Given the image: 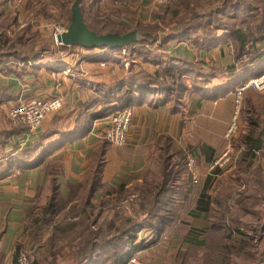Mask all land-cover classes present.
<instances>
[{
    "label": "rangeland",
    "instance_id": "374dc122",
    "mask_svg": "<svg viewBox=\"0 0 264 264\" xmlns=\"http://www.w3.org/2000/svg\"><path fill=\"white\" fill-rule=\"evenodd\" d=\"M73 2L48 0L43 9L53 25L41 29H24L23 36L30 38L25 41L28 44L24 50L20 45L15 47L28 55L38 53L49 58L69 59L75 67L78 58L87 53L86 50L81 46L62 48L54 38L55 27L65 29L68 25ZM79 5L84 21L95 32L122 33L134 30L139 33L140 41L122 49L91 50L103 51V56H110L108 60L107 57L103 58L108 63H114L103 66V70L111 78L127 80L136 85H169L174 87L175 94L185 93L181 97L185 102L184 107L190 104V111H198L200 106L207 108L209 131L218 138H210L208 142L215 143L219 153L229 142L234 155L233 163L238 161L239 155L236 157L234 154L235 146L241 143L244 133L251 128L249 125L264 121V88L239 90L242 83L264 73V57H259L264 52V0H175L163 6L155 5L154 0H80ZM46 7H50V10ZM16 35L12 31L8 36L13 40ZM170 36L173 37L167 38ZM229 65L234 66L233 73L226 69ZM116 66L119 69L117 71ZM161 66H168L173 71L167 74ZM62 69L63 73L68 70L64 66ZM258 69L262 70L259 72ZM242 73L246 78L236 84V78ZM56 76L53 74V79L56 80ZM231 81H234L233 84H230ZM183 84L187 87L185 92ZM195 87L204 89L200 98ZM225 96L228 98L221 104L225 105V112L220 110L214 119L210 118L214 108L212 103ZM197 98L200 99L198 107L194 103ZM62 108L63 105L59 110ZM234 113L236 128L230 137H225ZM100 139L104 140L103 135ZM98 148L91 156L89 169L92 168ZM188 150L186 148L183 151ZM40 151L35 153L38 155ZM88 173H85L81 182L85 181ZM146 176V186L160 184L162 174L159 166L151 168ZM171 178L188 181V173L184 168L181 170L178 164L177 172ZM57 182L52 173L47 178L46 187L34 189L31 204L15 236L14 253L19 248L17 256H24L27 264H108L114 250L119 252L125 249L126 236L122 230L125 219L132 218L140 222L143 218L138 210L137 198L136 201L128 199L134 194L126 195L118 187L100 188L90 197L87 188H79L75 184L70 188L74 196L61 194L60 188L57 196L54 189ZM106 191L110 193L104 195ZM179 198L181 201V196ZM53 199L54 210L44 212L46 204ZM179 204H176L177 208ZM5 223L2 219L0 242ZM185 227L182 220L177 219L167 234L163 231L155 244L133 253L129 259L136 258L145 264L176 262L182 256V251L179 250L176 255L173 250L169 255L166 246L183 245L181 235ZM171 234H175L172 240ZM136 235V243L153 238L152 230L147 228L141 229ZM129 259L126 264H129ZM14 261L12 257L9 262L6 254L0 250V264H14Z\"/></svg>",
    "mask_w": 264,
    "mask_h": 264
},
{
    "label": "crops",
    "instance_id": "0c3cea01",
    "mask_svg": "<svg viewBox=\"0 0 264 264\" xmlns=\"http://www.w3.org/2000/svg\"><path fill=\"white\" fill-rule=\"evenodd\" d=\"M47 1L0 0V30L11 28L15 34L26 27L41 29L52 26V20L43 12ZM29 39H17L15 45H20L24 50L28 44L25 41ZM85 52L78 58L75 67L69 59L49 58L44 54L33 59L23 55L20 58L10 55L0 58V223L2 219L6 222L2 229L0 250L6 254L9 262L12 257L14 259L15 236L31 204L34 189L46 187L47 178L53 173L59 181L60 193L69 194V187L81 183L85 173L89 172L91 156L102 143L100 136L103 135L105 120L99 118L94 121L89 133L63 143L53 151L51 158L34 165L23 164L25 156L22 160L19 158L21 150L37 140L45 129L72 130L77 123L80 105L93 96L99 86L110 85L115 80L103 70V66L114 63L105 61L103 57L108 55L103 56V51ZM63 66L68 69L64 73ZM53 74L57 75L56 80ZM31 97H61L65 102L61 110L44 118L36 132L27 128L17 129L16 123L8 116L12 107ZM226 98L228 96L212 103L214 108L210 118L214 119L220 110L225 112L226 107L221 104ZM101 106L102 103H99L89 111ZM131 109V126L126 143L121 146L109 144L104 151V187L144 182L148 171L158 166L161 174V146L165 139L169 141L167 154L172 160L189 148L188 154L196 160L199 183L187 185V194L179 201L177 208V219L186 226L181 235L184 244L177 247L167 245V252L170 255L175 250L174 254L177 255L179 250L187 252L193 248L189 244L194 238L191 231L222 236L225 228L215 225L217 217V221L232 220L237 226L239 231H232L236 244L227 250L223 245L207 242L199 249L200 260L197 262L191 258L187 264H264V149L252 150V153L245 155L246 149L240 143L234 148L236 157L239 155L238 161L226 171L217 169L216 175H209L206 172L207 164L219 151H216L215 143L208 142L214 133L208 128L206 107L200 106L198 111H190L192 107L189 104L182 111L175 112L168 103L153 106L143 102ZM217 139L214 137V140ZM241 155L248 157L243 160ZM36 156L37 153L33 155ZM3 171L6 172L1 174ZM174 235H170L171 240ZM244 235L253 239L242 246L240 240ZM159 245L165 247L162 242ZM171 264H178V261Z\"/></svg>",
    "mask_w": 264,
    "mask_h": 264
},
{
    "label": "trees",
    "instance_id": "16d2710c",
    "mask_svg": "<svg viewBox=\"0 0 264 264\" xmlns=\"http://www.w3.org/2000/svg\"><path fill=\"white\" fill-rule=\"evenodd\" d=\"M174 2V1H173ZM170 3H167V5ZM250 10H253L252 8ZM45 13V11H43ZM46 14V13H45ZM84 18V17H83ZM87 26L92 28L87 22ZM29 27H26L24 29H28ZM21 29V32H16L17 34L15 39H10V36L6 34H1V43H0V58L4 57L5 55L7 58L10 56H15L16 58H20L23 56H26L27 59H33L35 57L40 56L38 53H34L32 55H28V53H25L24 51H20L15 47L17 39L19 41H23L24 39H27V37L23 36V30ZM94 29V28H92ZM96 30V29H95ZM98 31V30H96ZM99 33V31L97 32ZM123 33V32H122ZM173 37V36H172ZM167 37V38H172ZM140 41V40H138ZM136 41V42H138ZM136 42L131 43L135 44ZM244 42L241 43V46H243ZM62 48H65L67 46L61 45ZM115 50V49H114ZM10 52V53H9ZM24 53V54H23ZM26 54V55H25ZM23 55V56H22ZM259 57H264V52H261ZM157 63V62H156ZM162 70L167 71V74H170L173 69L169 68L168 66H161ZM261 68V67H260ZM264 68V67H263ZM229 73L234 72V66L229 65L226 68ZM262 69H258L260 72ZM245 74H240L239 77L236 79V84L238 82H241L244 80ZM234 81H231L230 84H233ZM229 84V85H230ZM183 90L185 92L186 86L185 84L182 85ZM174 87H171L169 85H136L135 83L128 82L127 80H114L112 84L110 85H101L99 88L95 91L94 95L91 96L89 99H87L84 103L80 105V112L77 115V123L75 127L72 130H66V131H60L56 129H45V131L38 136L37 140H35L32 143L27 144L23 150H21L20 153H24L23 155H19L20 159L22 160L25 156V159H23V164L26 165H34L38 164L41 161H43L49 154H51L54 150L59 148L63 145V143L68 141H73L74 139L81 138L85 136L87 133H89L93 127V123L96 119L104 118L105 116L111 114L112 112H115L117 110H121L124 108H132L133 106L137 104H141L143 102H147L150 105L157 106L161 104L168 103L169 107L172 111L179 112L182 111L185 105V102H183L184 94L181 95L180 93L175 94L174 93ZM203 88L195 87L196 94L199 95V98L202 96ZM215 96V95H214ZM178 98V99H176ZM200 99H196L195 106H199ZM99 103H102L101 107L95 108L94 111H89V108L98 106ZM250 122V120H248ZM15 127L17 129L21 128H27L26 125L21 123H16ZM248 132H245L241 143L244 145V148L246 149V154L248 155L249 152L252 153V150H259L264 149V121H261L260 123L255 121L252 125H249ZM258 128V130H255V128ZM161 148L163 152L162 155V176L160 184L154 187H148L144 184V182H136L129 186L125 185H119L118 190L124 192V194H134L130 195L128 199H134L136 201L137 198V205L139 206V212L143 216L142 220L137 221L136 219L128 218L125 219V225L122 230L125 231L124 236H126V245L125 249L117 252L113 251L112 256L108 261V264H126L129 257L150 245H153L157 242L159 236L163 231H166V229H169L171 225L177 220V205L183 197L187 194L188 188L187 185H191L190 179L188 176V181H185L181 179H172V175L176 174L177 172V165H181V170H184L187 172V155L189 151H183L181 153H178L175 160H172L171 156L167 154L168 147H169V141L165 139L163 141ZM111 144L108 139L104 138L102 141L100 147L98 148L92 168L89 170V173L85 179V181L76 184V187L79 188H87L88 189V195L91 197L95 195V192L99 190L100 188H104V183L102 181V167L104 162V151L106 147ZM41 149L38 156L33 157L35 152L37 150ZM32 154V155H31ZM169 156V157H168ZM33 157V158H32ZM241 157H244V155H241ZM248 156H245L243 160H246ZM32 158V159H31ZM183 161V162H182ZM21 162V161H20ZM182 163V164H181ZM11 164V163H10ZM6 171H3L1 174H4ZM179 175V173L177 174ZM173 182H172V180ZM177 180V181H175ZM184 180V181H183ZM58 183V182H57ZM59 184V183H58ZM58 184L54 187L55 193L57 196L59 195L58 191ZM74 187V186H72ZM71 188V187H69ZM112 191V190H111ZM179 191V192H178ZM109 191H106L104 195H106ZM178 192V193H177ZM110 193V192H109ZM74 196L72 191L70 190V193L68 194V197ZM179 196V197H177ZM54 199L51 202H48L46 206L44 207V212L52 211L54 210ZM217 217L215 219V225L216 226H222L225 228L224 233L222 236L220 235H203L198 231H191L193 232V239L190 240L189 244L193 246V248H189L187 252H182V256L177 260L178 264H187V262L193 258L197 262L200 260L199 258V249L201 246L210 243L215 245H223L225 249H231L234 244H236V240L234 237H232V231H239L237 229V226L234 225V222L232 220H223V221H217ZM150 229L153 232V238L146 240H139L136 243V234L141 229ZM253 234L257 237L258 233ZM253 237H250L248 235H244V237L240 240V245L244 246L251 242ZM19 248H17V252L14 254L17 256ZM195 251V253L191 252ZM191 253V254H189Z\"/></svg>",
    "mask_w": 264,
    "mask_h": 264
},
{
    "label": "built area",
    "instance_id": "2783aa9c",
    "mask_svg": "<svg viewBox=\"0 0 264 264\" xmlns=\"http://www.w3.org/2000/svg\"><path fill=\"white\" fill-rule=\"evenodd\" d=\"M175 0H154L155 5L163 6L167 3H171ZM64 30L61 27H55V34ZM10 35L12 30L10 28L0 30V43L1 34ZM252 87L254 89L264 88V73L258 76H254L240 85L239 90ZM239 93V91H238ZM63 101L61 97H31L26 101H22L9 110V117L13 123H21L27 126V129L31 132L41 125L44 118L62 107ZM105 120V127L103 130V137L108 139L112 145L121 146L126 143L127 135L131 126L132 109L130 107L124 108L112 112L111 114L101 118ZM236 113L232 116L231 123L225 133V137H230L234 133L236 128L235 124ZM233 151L230 143L228 142L223 150L217 154L206 167V172L209 175H216L217 169H224L225 171L232 166L233 163ZM187 173L190 179L191 185L199 183V173L196 167V160L193 155H187ZM14 264H27L26 258L22 255H18L15 258ZM129 264H145L136 260V258L129 259Z\"/></svg>",
    "mask_w": 264,
    "mask_h": 264
},
{
    "label": "water",
    "instance_id": "95a60500",
    "mask_svg": "<svg viewBox=\"0 0 264 264\" xmlns=\"http://www.w3.org/2000/svg\"><path fill=\"white\" fill-rule=\"evenodd\" d=\"M80 0H74L70 6V19L66 28L55 34V41L64 46H81L86 50L122 49L139 40L137 31L97 33L89 28L84 21L79 5Z\"/></svg>",
    "mask_w": 264,
    "mask_h": 264
}]
</instances>
